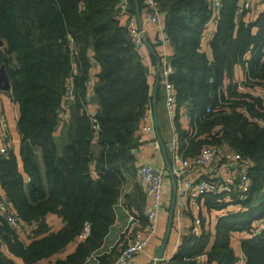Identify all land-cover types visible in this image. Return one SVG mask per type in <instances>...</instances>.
Returning <instances> with one entry per match:
<instances>
[{
    "label": "trees",
    "instance_id": "trees-1",
    "mask_svg": "<svg viewBox=\"0 0 264 264\" xmlns=\"http://www.w3.org/2000/svg\"><path fill=\"white\" fill-rule=\"evenodd\" d=\"M156 1L173 50L170 80L181 150L193 158L205 147L235 148L251 161L253 180L245 199L205 197L200 236L188 232L164 263L264 264V128L253 121L264 118V102L234 83L225 88L235 69L245 71L246 65L248 77L264 82V11L245 21L250 10L241 0H223L208 31L209 0ZM120 3L0 0V67L9 76L7 95L18 106L21 137L20 146L0 158V184L29 231L27 238L17 234L0 214V264H17L4 248L23 264H85L115 223L125 173L135 167L136 133L153 105L150 73L131 42ZM127 3L136 16L134 0ZM138 3L144 11L143 0ZM95 66L88 100L86 82ZM70 85L73 102L67 108ZM183 113L189 130L180 122ZM51 215L62 222L59 229H51ZM74 243V253L60 259Z\"/></svg>",
    "mask_w": 264,
    "mask_h": 264
},
{
    "label": "built area",
    "instance_id": "built-area-1",
    "mask_svg": "<svg viewBox=\"0 0 264 264\" xmlns=\"http://www.w3.org/2000/svg\"><path fill=\"white\" fill-rule=\"evenodd\" d=\"M241 6L245 10L252 9L254 0H241ZM145 7V20L156 26L160 37V43L163 47L169 46V41L164 31L163 13L161 5L156 0H143ZM120 9L127 15V28L131 42L133 43L137 54L146 59L148 57L145 32L138 24L136 16L128 13L127 0H121ZM223 6V0H209V7L212 11L213 18L206 24L208 31H213L216 25V15ZM249 58V57H248ZM244 75L234 84L239 92H253L256 97L264 102V82L256 84L255 80L247 76V65L245 66ZM92 69L90 77L86 82L88 87L87 99L92 96V89L96 83V75ZM76 74V70L73 71ZM174 74V69L170 66L169 59L162 57L160 63V78L163 81L165 93V102L168 115L171 119L176 115V91L170 78ZM252 81V83L250 82ZM11 91L0 90V158L6 156L10 151L16 149L15 135L5 109V103L2 95H9ZM224 95L227 96L226 90ZM10 99V98H9ZM10 102L13 104L12 100ZM73 102V85L69 86L67 93V108ZM209 112V110H207ZM92 119L96 111L92 112ZM67 114H64L67 118ZM253 121L263 126L264 118H254ZM98 128L97 126L95 127ZM153 127L142 125L141 131H152ZM155 145L159 148V144ZM169 155L171 159L172 173L177 180V198H176V214L174 219V230L178 234L179 239L188 232L192 235L200 236L202 220L206 217V207L203 202L207 196H223L230 201L233 198L245 199L252 194L253 180L251 176V161L245 158L235 148L225 147H205L199 154L193 158L186 157L184 150H181L180 142L174 131V136L169 144ZM132 150L135 158V166L137 176L144 185L145 195L148 198V204L143 210V216L146 219V226L135 237L128 240L111 264H131V262L141 254L145 253L154 239L158 237L161 223V214L165 208V184L169 175L164 169H157L152 165L141 162ZM211 168V175L194 180L191 175L199 170ZM192 213V222L187 227L184 225V213ZM0 214L6 219L10 227L21 236L28 234V227L23 225L15 215L11 204L6 200L2 193L0 184ZM264 226L261 227L263 229ZM86 233L81 236L85 237ZM171 259V258H170ZM170 259H164L168 262ZM166 264V263H164Z\"/></svg>",
    "mask_w": 264,
    "mask_h": 264
},
{
    "label": "crops",
    "instance_id": "crops-1",
    "mask_svg": "<svg viewBox=\"0 0 264 264\" xmlns=\"http://www.w3.org/2000/svg\"><path fill=\"white\" fill-rule=\"evenodd\" d=\"M264 11V2L263 0H254L252 9L245 17V21H249L250 19L254 22L260 13ZM141 13V23L139 26L145 32L146 45L148 51V57L144 59L145 65L150 73V84L153 88L157 79V73L159 72V84L157 91V112H158V123H159V133L161 141L167 151L168 158L171 163L170 155H169V144L174 136V119H171L168 115L166 102H165V93H164V84L162 79L160 78V59L163 56L170 58L173 50L171 49V45L167 47H163L161 44H158L157 41H160V37L158 34V30L156 26L147 23L145 20V10ZM207 45V44H206ZM153 46H155L153 48ZM153 50V51H152ZM156 57V58H155ZM157 57L159 61L157 60ZM155 58V60H154ZM95 74H97L98 69L95 66L94 70ZM244 75V69L240 67L235 69L233 79H227L225 81V88L230 86V84L238 81ZM5 103V109L7 115L9 117L15 139H16V149L20 146L21 137L17 130V120L19 118V110L18 106L12 104L8 95H2ZM159 97V100H158ZM95 107V106H94ZM95 110V108H93ZM182 126L184 129L189 130L191 128L190 118L186 116L184 113L181 117ZM143 125H149L153 127L152 131H139L136 133V147L133 149L136 157L143 163L154 166L157 169H164L166 174H168V169L164 161L163 151L161 142L158 139L155 126H154V113H153V105L151 112H148L146 119L144 120ZM159 144V148L155 145V143ZM22 170V169H21ZM211 168H205L203 170H199L191 175L194 180H198L203 177H208L211 175ZM169 181L165 184V207H170L171 198H172V182L170 177L167 179ZM148 204V198L145 195L144 185L140 181L137 176L136 166L132 168L129 172L125 173V184L121 193V197L118 203L115 206V214L116 220L114 225L111 227L108 235L104 239L102 246L95 251L86 261L85 264H108L109 261H112L121 249L127 245L128 240L132 237H135L138 233L143 231L146 226V219L143 216L142 210ZM169 214L163 212L161 215V223L159 230V237L154 239L147 251L140 256L136 257L131 264H155V259L159 253L160 246L163 241V237L165 235V231L167 228ZM208 217L212 218L211 224H214L215 214L211 212L208 214ZM192 213H188L185 211L184 213V225L189 226L192 222ZM48 219L52 221L53 226H51L53 230L59 229L62 226V222L56 216H48ZM209 221V220H208ZM208 221H206L208 223ZM29 233V232H28ZM28 235V234H27ZM28 237V236H24ZM180 239L178 234L173 231L170 236V240L168 246L165 251V259L172 258L178 248H179ZM239 242V241H238ZM240 243V242H239ZM77 248V244H71L64 252H62L59 257L60 259H66L68 255L74 253ZM234 248L238 251L240 246L238 243H234ZM4 253L12 258L17 264H23L22 260L19 258H14L11 256L7 249L4 248ZM106 255L109 256L106 261H101V258Z\"/></svg>",
    "mask_w": 264,
    "mask_h": 264
},
{
    "label": "water",
    "instance_id": "water-1",
    "mask_svg": "<svg viewBox=\"0 0 264 264\" xmlns=\"http://www.w3.org/2000/svg\"><path fill=\"white\" fill-rule=\"evenodd\" d=\"M139 0H134L135 2V7H136V17L138 20V23H141V11L139 8ZM5 46V43L3 39L0 36V48H3ZM153 51V50H152ZM157 60L159 61L158 57ZM158 84H159V72L157 73V79L153 88V113H154V126L155 130L158 136L159 141L161 142L162 145V151H163V156H164V161L168 169V174L172 182V198H171V203H170V209H169V217H168V223H167V228L165 231V235L163 237L162 244L159 249V253L155 259V264H162L164 261L165 257V251L171 236V233L173 231V224H174V219H175V210H176V198H177V180L176 177L172 173V166L170 163V160L168 158L167 151L161 141L160 138V133H159V123H158V112H157V91H158ZM0 90L1 91H11V84L9 80V76L7 74L6 69L3 67L0 68Z\"/></svg>",
    "mask_w": 264,
    "mask_h": 264
},
{
    "label": "rangeland",
    "instance_id": "rangeland-1",
    "mask_svg": "<svg viewBox=\"0 0 264 264\" xmlns=\"http://www.w3.org/2000/svg\"><path fill=\"white\" fill-rule=\"evenodd\" d=\"M1 67H3V66H1ZM1 67H0V68H1Z\"/></svg>",
    "mask_w": 264,
    "mask_h": 264
}]
</instances>
